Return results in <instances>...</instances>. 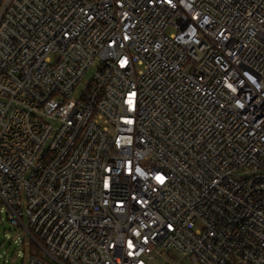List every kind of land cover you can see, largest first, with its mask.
<instances>
[{"label": "built area", "instance_id": "obj_1", "mask_svg": "<svg viewBox=\"0 0 264 264\" xmlns=\"http://www.w3.org/2000/svg\"><path fill=\"white\" fill-rule=\"evenodd\" d=\"M0 203L29 264H264V0H0Z\"/></svg>", "mask_w": 264, "mask_h": 264}, {"label": "rangeland", "instance_id": "obj_2", "mask_svg": "<svg viewBox=\"0 0 264 264\" xmlns=\"http://www.w3.org/2000/svg\"><path fill=\"white\" fill-rule=\"evenodd\" d=\"M95 67L91 68L84 76L82 85L75 91L77 98L84 86L91 80ZM6 208L0 203V264H29L30 247L29 237L22 228L18 229L8 219ZM28 225L27 219L24 220Z\"/></svg>", "mask_w": 264, "mask_h": 264}]
</instances>
